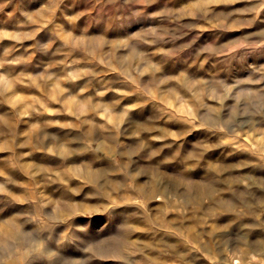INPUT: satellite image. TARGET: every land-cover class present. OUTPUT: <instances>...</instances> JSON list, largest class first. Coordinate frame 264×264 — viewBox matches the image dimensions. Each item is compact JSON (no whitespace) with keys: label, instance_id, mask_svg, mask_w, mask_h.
<instances>
[{"label":"rangeland","instance_id":"obj_1","mask_svg":"<svg viewBox=\"0 0 264 264\" xmlns=\"http://www.w3.org/2000/svg\"><path fill=\"white\" fill-rule=\"evenodd\" d=\"M0 264H264V0H0Z\"/></svg>","mask_w":264,"mask_h":264},{"label":"bare ground","instance_id":"obj_2","mask_svg":"<svg viewBox=\"0 0 264 264\" xmlns=\"http://www.w3.org/2000/svg\"><path fill=\"white\" fill-rule=\"evenodd\" d=\"M151 193H153V191L151 190Z\"/></svg>","mask_w":264,"mask_h":264}]
</instances>
